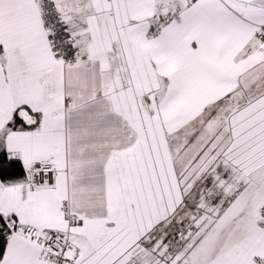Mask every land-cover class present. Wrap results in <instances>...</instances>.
<instances>
[{
  "label": "snow or ice",
  "instance_id": "snow-or-ice-1",
  "mask_svg": "<svg viewBox=\"0 0 264 264\" xmlns=\"http://www.w3.org/2000/svg\"><path fill=\"white\" fill-rule=\"evenodd\" d=\"M0 264H264V0H0Z\"/></svg>",
  "mask_w": 264,
  "mask_h": 264
}]
</instances>
